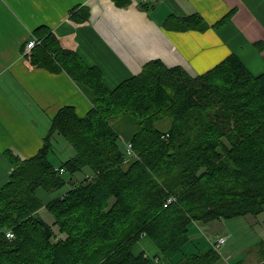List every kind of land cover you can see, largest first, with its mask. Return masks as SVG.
Returning a JSON list of instances; mask_svg holds the SVG:
<instances>
[{"label": "trees", "instance_id": "16d2710c", "mask_svg": "<svg viewBox=\"0 0 264 264\" xmlns=\"http://www.w3.org/2000/svg\"><path fill=\"white\" fill-rule=\"evenodd\" d=\"M186 23L206 28L198 15ZM34 36L42 43L27 62L88 87L92 107L81 117L61 107L34 156L6 153L12 169L0 187V264H150L155 257L229 264L215 241L193 233L197 224L264 212V73L252 74L234 54L197 76L151 60L110 89L46 26ZM125 115L135 125L131 153L113 128ZM58 136L74 154L55 166L49 155ZM67 184L45 202L37 193ZM143 239L153 246L150 257L135 250ZM256 250V264H264V240Z\"/></svg>", "mask_w": 264, "mask_h": 264}, {"label": "crops", "instance_id": "0c3cea01", "mask_svg": "<svg viewBox=\"0 0 264 264\" xmlns=\"http://www.w3.org/2000/svg\"><path fill=\"white\" fill-rule=\"evenodd\" d=\"M197 15L205 29L187 26ZM40 26L110 89L151 60L197 76L234 54L252 74L264 73V0H0V187L12 169L6 153L34 156L61 107L80 117L92 107L88 87L27 62L24 45ZM134 126L124 117L113 128L127 143ZM160 262L171 264H150Z\"/></svg>", "mask_w": 264, "mask_h": 264}, {"label": "rangeland", "instance_id": "374dc122", "mask_svg": "<svg viewBox=\"0 0 264 264\" xmlns=\"http://www.w3.org/2000/svg\"><path fill=\"white\" fill-rule=\"evenodd\" d=\"M40 45L41 43L37 46ZM124 117L132 121L129 116L125 115L113 123L114 127L116 123ZM167 123L168 122L165 121L164 123H160L159 126L165 127ZM121 125H123V123H121ZM73 154L74 150L72 146L62 137L58 136L57 141L54 143V150L50 153L49 158L53 165L58 166L62 161L70 158ZM64 177L69 179L68 175ZM75 179L81 181L83 175L76 174ZM67 189L68 184L50 194L45 193L42 189H39L37 193L45 202L46 197H49V199L54 198ZM39 214L45 222L50 225L52 224L53 217L45 208H42ZM193 234L195 237H201L210 243L215 241L218 236H224L227 242L224 244L225 246L223 245L219 250L222 252L227 251V254L222 256L224 261L229 260L230 263L238 261L243 262V264H256L258 260L256 247L261 240H264V212L256 216L248 215L237 219L213 221L206 225L197 224ZM139 245L145 248L146 254H148L149 257L152 256L153 246L150 242L146 240L140 242V244H137L135 247V250ZM160 264L163 263L160 262Z\"/></svg>", "mask_w": 264, "mask_h": 264}, {"label": "built area", "instance_id": "2783aa9c", "mask_svg": "<svg viewBox=\"0 0 264 264\" xmlns=\"http://www.w3.org/2000/svg\"><path fill=\"white\" fill-rule=\"evenodd\" d=\"M39 44H40L39 40L36 37L31 36L24 45L23 54L24 55L27 54L31 49H33ZM126 150L128 153H131V145L129 143L126 144ZM59 172L62 173L63 170H59ZM170 202H171V199H168L167 203L170 204ZM6 237L8 239H11L13 238V234L11 232H7ZM225 242H226L225 237H217L214 242L215 249L219 250L224 245Z\"/></svg>", "mask_w": 264, "mask_h": 264}, {"label": "bare ground", "instance_id": "6f19581e", "mask_svg": "<svg viewBox=\"0 0 264 264\" xmlns=\"http://www.w3.org/2000/svg\"><path fill=\"white\" fill-rule=\"evenodd\" d=\"M39 40L40 43H42L41 39L37 38ZM35 48V47H34Z\"/></svg>", "mask_w": 264, "mask_h": 264}]
</instances>
